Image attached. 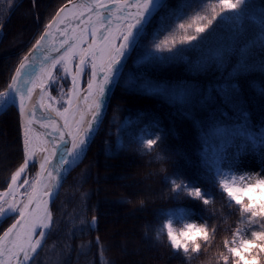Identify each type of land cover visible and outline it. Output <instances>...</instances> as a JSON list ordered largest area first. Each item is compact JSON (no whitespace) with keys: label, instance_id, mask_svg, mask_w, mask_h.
Returning <instances> with one entry per match:
<instances>
[{"label":"snow or ice","instance_id":"6c2138e0","mask_svg":"<svg viewBox=\"0 0 264 264\" xmlns=\"http://www.w3.org/2000/svg\"><path fill=\"white\" fill-rule=\"evenodd\" d=\"M252 8L250 0H68L56 11L0 91V112L16 107L23 130L22 162L0 191V217L14 218L0 234V264H35L53 226L49 205L66 173L84 156L129 59L141 72L183 62L197 73L222 70L235 59L226 81L212 90L172 87L140 75L130 77L128 87L179 103L187 119L193 113L199 118L198 176L186 180L177 170L164 180L174 198L184 195L209 215L177 232L169 212L160 231L170 248L186 261L205 254L217 232L208 220L224 216L215 207L218 191L223 208L238 218L214 264H264V126L253 130L250 101L238 83L230 82L239 73L264 71V59L256 61L257 50L264 56V9L250 15ZM247 20L259 24L258 36L249 35L255 29ZM85 74L87 87L81 88ZM64 82L70 84L67 90ZM258 91L264 96V88ZM132 123L123 122L117 134ZM152 127L156 130H142L134 138L141 150L163 144L159 124ZM249 154L251 164L246 163ZM37 163L39 170L30 174ZM204 181L212 190L201 187ZM181 215L192 218L183 209ZM90 223L95 225L96 218Z\"/></svg>","mask_w":264,"mask_h":264},{"label":"trees","instance_id":"16d2710c","mask_svg":"<svg viewBox=\"0 0 264 264\" xmlns=\"http://www.w3.org/2000/svg\"><path fill=\"white\" fill-rule=\"evenodd\" d=\"M67 1L0 0V28L10 16L0 31V91L19 58ZM250 3L253 6L250 15L264 9V0ZM246 24L255 29L249 32L250 36L259 35V24L252 20ZM261 59L264 56L257 50V63ZM235 64L233 59L222 70L212 67L197 73L185 63L176 62L141 72L134 59H129L85 158L68 175L52 206L53 226L35 257V264H214L213 257L223 250V240L230 238L238 218V213L231 214V210L223 208L225 202L218 191L215 207L224 216L208 220L210 225L217 226V232L205 254L186 261L170 248L166 234L160 231L169 212L173 214V228L177 232L181 209L208 219L209 213L198 202L193 207L194 202L184 195L174 198L164 180L177 170L186 180L198 176L199 118L193 113V119H187L181 114V104L130 90L128 85L130 77L140 75L172 87L188 85L208 91L223 84ZM230 82L238 83L245 99L250 101V120L253 130L258 131L264 126V96L258 91L264 88V71L255 68L239 73ZM129 120L133 123L118 135L121 124ZM153 123L162 129L163 144L151 152L141 150L134 138L142 130L155 131ZM22 155L21 122L15 111L9 109L0 118V191L22 162ZM158 156L162 159H157ZM206 184L202 182L201 187ZM207 186L212 190L210 184ZM93 217L95 225L90 223ZM13 221L12 216L3 220L0 234Z\"/></svg>","mask_w":264,"mask_h":264},{"label":"water","instance_id":"95a60500","mask_svg":"<svg viewBox=\"0 0 264 264\" xmlns=\"http://www.w3.org/2000/svg\"><path fill=\"white\" fill-rule=\"evenodd\" d=\"M21 2V1H20ZM68 2V1H67ZM67 2H65L64 4H67ZM63 4V5H64ZM62 5V6H63ZM61 7V6H60ZM59 7V8H60ZM58 8V9H59ZM57 9V10H58ZM55 14H56V12L53 14V16L50 18V20L45 24V25H47L48 23H50L51 21H52V19L54 18V16H55ZM9 17L10 16H8L7 18H6V20L4 21V23L2 24V26H1V28H0V31L2 32L3 31V29H4V26H5V24L7 23V21H8V19H9ZM44 28H45V26H44ZM44 28L42 29V31L40 32V34L38 35V37L36 38V39H38L39 38V36L41 35V34H43V31H44ZM34 43H35V41H34ZM33 43V44H34ZM32 44V45H33ZM32 48V46L29 48V50ZM28 50V51H29ZM27 51V52H28ZM27 52L25 53V54H27ZM116 88V87H115ZM115 88L113 89V91H112V93L110 94L111 95V97H112V95H113V93H114V91H115ZM111 100V99H110ZM110 102V101H109ZM109 102H108V104L106 105V111L104 112V114H103V116H102V122H103V120H104V118H105V116H106V112H107V109H108V106H109ZM9 109H12V110H14L15 111V113L17 114V116L19 117V119H20V122H21V125H22V119H21V117H20V115H19V112H18V109L16 108V107H14V106H9V108H7L6 110H4L3 112H0V118L9 110ZM102 122L100 123V125H99V127H98V130H99V128H100V126H101V124H102ZM98 130L95 132V134L93 135V137L91 138V140H90V142H89V144H88V146H87V150H86V152H85V154H84V156L82 157V159L76 164V165H74L67 173H66V176H65V179L63 180V182H62V186H63V184H64V182H65V180H66V178L68 177V175L83 161V159H84V157H85V155H86V153H87V151H88V148H89V146H90V144H91V142L93 141V139H94V137H95V135L97 134V132H98ZM37 165V164H36ZM65 167H67V166H65ZM30 169V168H29ZM39 170V165H37V171ZM62 186L60 187V189H59V193H60V191H61V188H62ZM59 195V194H58ZM58 197V196H57ZM57 197L55 198V200L57 199ZM55 200H54V202H55ZM54 202H52V203H50V205H49V207H50V209H51V211H52V206H53V204H54ZM8 217H10V216H8ZM7 217V218H8ZM6 218H4V217H0V224H1V222L3 221V220H5ZM49 232V231H48ZM48 235V234H47ZM47 235H46V237H45V240H44V242H43V244L45 243V241H46V238H47ZM43 244H42V246H43ZM42 248V247H41ZM40 251V249H38V252Z\"/></svg>","mask_w":264,"mask_h":264},{"label":"rangeland","instance_id":"374dc122","mask_svg":"<svg viewBox=\"0 0 264 264\" xmlns=\"http://www.w3.org/2000/svg\"><path fill=\"white\" fill-rule=\"evenodd\" d=\"M85 80H87V76H86V79ZM70 86V84L68 83V82H64V88H65V90H67V88ZM52 90V94H53V96H57V98L59 99V96H58V94H57V91H56V89L55 88H53V89H51ZM156 130V129H155ZM85 158V157H84ZM252 161H253V155L252 154H249V156H248V160H247V164H251L252 163ZM257 163H258V160H257ZM259 170V168L258 167H246L245 168V171H248V172H255V171H258ZM35 171H37V165L35 166V169L33 170L32 168H31V166H30V169H29V172H30V174H33L34 175V173H35ZM182 210V209H181ZM181 210H180V212H179V216H178V225H179V227H180V229H179V231L181 230V229H183V227H184V225L186 224V223H203V221H201L200 219H199V215L198 214H196L195 212H193V211H188V212H190V213H192V218L191 219H188V218H186V217H184L183 215H181ZM183 210H185V209H183ZM187 211V210H186ZM114 228H115V226H114ZM178 231V232H179Z\"/></svg>","mask_w":264,"mask_h":264},{"label":"bare ground","instance_id":"6f19581e","mask_svg":"<svg viewBox=\"0 0 264 264\" xmlns=\"http://www.w3.org/2000/svg\"><path fill=\"white\" fill-rule=\"evenodd\" d=\"M86 76H87V74H85L84 79L81 81V88H86L87 87L86 80H85ZM51 94H52V90H51ZM37 165H38V163H37Z\"/></svg>","mask_w":264,"mask_h":264}]
</instances>
